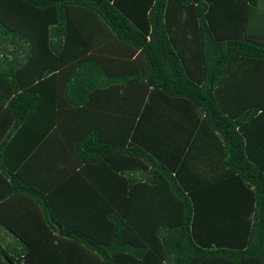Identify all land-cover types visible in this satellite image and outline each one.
Segmentation results:
<instances>
[{
  "label": "trees",
  "instance_id": "1",
  "mask_svg": "<svg viewBox=\"0 0 264 264\" xmlns=\"http://www.w3.org/2000/svg\"><path fill=\"white\" fill-rule=\"evenodd\" d=\"M0 228V264H264V0H0Z\"/></svg>",
  "mask_w": 264,
  "mask_h": 264
},
{
  "label": "crops",
  "instance_id": "2",
  "mask_svg": "<svg viewBox=\"0 0 264 264\" xmlns=\"http://www.w3.org/2000/svg\"><path fill=\"white\" fill-rule=\"evenodd\" d=\"M69 139V138H68ZM55 142L54 143H57V144H59L60 146H65V147H67V142L68 141H66V139L64 138H61V137H59V139H56V140H54ZM66 141V142H65ZM52 143H53V141H52ZM50 165V164H49ZM48 165V166H49ZM20 197H19V195H12V196H10L7 200H6V205H7V207H6V216H8L9 218H18V214H20V213H26L27 211H29L28 209H26L25 207L24 208H22V207H20V206H18V199H19ZM13 204H16V205H14L13 206ZM1 229V228H0Z\"/></svg>",
  "mask_w": 264,
  "mask_h": 264
},
{
  "label": "rangeland",
  "instance_id": "3",
  "mask_svg": "<svg viewBox=\"0 0 264 264\" xmlns=\"http://www.w3.org/2000/svg\"><path fill=\"white\" fill-rule=\"evenodd\" d=\"M0 237H2L4 239V241H10L11 237L9 235H7V233H5L3 230H0Z\"/></svg>",
  "mask_w": 264,
  "mask_h": 264
}]
</instances>
